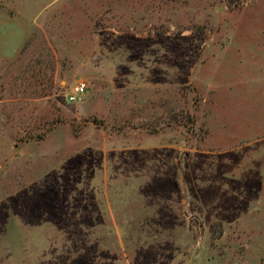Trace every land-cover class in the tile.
I'll return each mask as SVG.
<instances>
[{
  "label": "rangeland",
  "instance_id": "obj_1",
  "mask_svg": "<svg viewBox=\"0 0 264 264\" xmlns=\"http://www.w3.org/2000/svg\"><path fill=\"white\" fill-rule=\"evenodd\" d=\"M0 264H264V0H0Z\"/></svg>",
  "mask_w": 264,
  "mask_h": 264
},
{
  "label": "built area",
  "instance_id": "obj_2",
  "mask_svg": "<svg viewBox=\"0 0 264 264\" xmlns=\"http://www.w3.org/2000/svg\"><path fill=\"white\" fill-rule=\"evenodd\" d=\"M86 89V85L85 83H78L76 84L69 92L68 94V101L69 102H75V101H79L80 97H82L84 95Z\"/></svg>",
  "mask_w": 264,
  "mask_h": 264
}]
</instances>
